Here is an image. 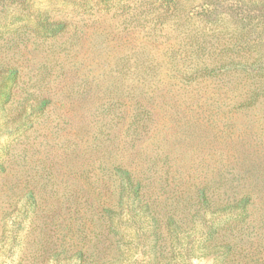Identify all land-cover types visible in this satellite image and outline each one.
Returning a JSON list of instances; mask_svg holds the SVG:
<instances>
[{"label": "rangeland", "instance_id": "rangeland-1", "mask_svg": "<svg viewBox=\"0 0 264 264\" xmlns=\"http://www.w3.org/2000/svg\"><path fill=\"white\" fill-rule=\"evenodd\" d=\"M165 2L0 0V264H264V0ZM137 102L168 156L131 163L133 210L109 169ZM204 175L251 196L202 205Z\"/></svg>", "mask_w": 264, "mask_h": 264}, {"label": "trees", "instance_id": "trees-1", "mask_svg": "<svg viewBox=\"0 0 264 264\" xmlns=\"http://www.w3.org/2000/svg\"><path fill=\"white\" fill-rule=\"evenodd\" d=\"M175 0H166V4L172 3ZM217 0H209L208 4L215 5L216 6ZM257 25H264V17L259 16V19L256 22ZM55 26H58V24H55ZM242 48V47H241ZM256 61L260 62V65L264 66V49L263 52L257 56ZM254 62H245L243 63V66H246L248 68H254L255 65ZM261 76V75H260ZM261 85L257 87V89L264 88V82H260ZM46 97L40 98V103H46L48 100ZM127 114L122 115L121 118L123 120L122 127H120V130L124 127L125 135H124V146L123 151L129 154H122L119 158V162H117L115 165L112 166L111 170L114 172L116 177L118 178V184L115 186V191L117 192V202L118 204H122L126 202L128 204L135 205L132 209L140 210L143 207H147L148 202L146 193L144 189L146 188V179L147 176L144 173V170H138V172H135L133 168L130 167L131 163L134 164L135 160L137 159L139 163V159L141 161L148 162V165H151L155 162L157 158L160 159V157L167 158V154L165 151L161 148L160 144L156 145V148L152 149V152L142 154L138 153L137 151V142L141 139V136L144 132L149 133L152 131L150 130V124L154 121V113L153 109L148 106L147 104L143 102H137L136 106L134 107L132 113L128 116L129 120H126ZM150 130V131H149ZM121 152V153H122ZM140 166V163H139ZM143 169V168H142ZM148 169V167H147ZM140 171L142 173H140ZM168 171L165 170L162 171V173L159 175V179L161 180L163 176L165 175V180H167L168 177ZM170 172V171H169ZM232 174V177L230 178V182L234 181H243L245 182L247 178L242 175L239 171L238 173H230ZM225 175H219L218 178H223ZM208 176H203L200 178V182L198 184V187H196V193H194V197L197 200L198 203L202 205H210L212 202H220L223 199L229 200L233 199V201L237 200L235 206L243 205L245 202H247L251 196L250 192H247L244 195L238 194V191L236 190L239 186V183L236 185L233 184V192L230 195L227 190H223L222 192L220 190H217L216 192H210V190L213 188L210 186L212 183L219 182V180H212V178ZM225 182H227L226 178H223ZM254 180V181H253ZM253 183H256V180L258 183H263L259 188H257L255 185L252 186L254 189V192L257 193L259 196H263L264 198V181L261 175H258L253 179ZM222 186H215L214 188L219 189ZM29 194L32 195V190H29ZM223 195L225 198H223ZM105 210L110 211L108 208H105Z\"/></svg>", "mask_w": 264, "mask_h": 264}]
</instances>
